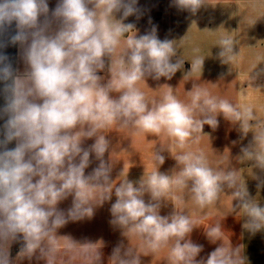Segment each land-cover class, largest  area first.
Returning <instances> with one entry per match:
<instances>
[{
	"label": "clouds",
	"instance_id": "1",
	"mask_svg": "<svg viewBox=\"0 0 264 264\" xmlns=\"http://www.w3.org/2000/svg\"><path fill=\"white\" fill-rule=\"evenodd\" d=\"M135 2L60 0L53 15L60 19L61 27L54 35H47L38 28V18L48 12L47 0H0V31L15 23L17 32L11 37L14 43H24L31 36L26 52L30 71L26 76H15L11 65L3 64L0 58V81L5 82L4 91L8 93L2 109L8 118L0 145L17 141L13 149L0 151V241L22 238L19 258L36 257L55 264L59 249L54 233L67 222L63 213L56 210V204L74 194L69 217H91L93 203L87 190L100 188V203L111 200L113 193L116 197L110 209V223L124 229L126 236L139 237L153 254L168 247L169 264H248L243 245L222 244L206 259L197 260L203 245L186 239L196 227L191 217L177 212L170 216L160 214L162 198L174 189L188 188L189 182L191 199L201 208L214 204L227 187L233 190L236 207L247 218L242 227L253 234L264 230V206L250 197L237 170L213 169L202 152L187 151L176 156L182 167L175 175L155 170L137 182L126 179L112 186L111 167L103 160L109 141L102 131L117 123L144 133H165L183 149L205 124L216 129L217 115L223 114L227 120L239 123L245 134L257 129L253 142L241 149L240 160L252 161L254 167L264 171V128L252 123L257 117L251 107L213 97L197 85L189 93V104L169 91L157 106L149 107L137 83L146 76L170 80L185 60L179 56L172 62L177 56L175 41L158 39L155 29L139 38H128L134 25L122 20L135 13ZM205 3L206 0H176L179 7L193 14ZM115 12H122L121 20L114 18ZM122 38H126L127 50L119 70L115 78L101 85L102 77L97 73L104 70L106 56L112 59ZM235 45L231 37L220 39L218 56L222 63L234 61L238 55ZM204 59L196 55L184 78L195 70L202 72ZM261 73L264 68L249 80L254 81ZM112 93L119 95L113 97ZM93 136L96 140L90 149L82 148V138ZM92 153L100 163L85 176ZM77 157L78 163L74 162ZM155 159L163 164L165 157L155 154ZM34 177L39 179L33 182ZM145 194L150 196L147 203ZM223 232L221 224H216L206 230V236L215 243L222 240ZM77 246L91 264H99L101 244L80 245L71 240L65 249L71 251ZM0 264H10L4 253H0ZM109 264L141 261L131 248L122 251L118 245Z\"/></svg>",
	"mask_w": 264,
	"mask_h": 264
},
{
	"label": "crops",
	"instance_id": "2",
	"mask_svg": "<svg viewBox=\"0 0 264 264\" xmlns=\"http://www.w3.org/2000/svg\"><path fill=\"white\" fill-rule=\"evenodd\" d=\"M59 2L60 0H47L48 12L38 18V28H43L47 35H54L61 27L60 19L53 15ZM134 7L135 13L122 20L124 24L134 25L128 38L133 36L139 38L152 33L155 29L158 39L175 41L177 56L172 58V62L179 56L185 60L182 69L170 80L164 77L155 80L151 76H146L145 80L137 83L136 87L144 93L149 107L157 106L164 94L169 91L181 102L189 104L191 101L189 93L193 86L197 85L206 89L213 97L228 100L241 107H251L257 117L252 123H259L264 128V73L258 75L254 81L249 80V77L264 68L262 62L254 69L258 62L264 61L263 37L255 43L246 41L249 34L252 36L264 34V0H206L195 14L179 7L176 0H136ZM113 16L116 20H121L122 12H115ZM224 37H231L236 42L234 52L238 55L231 64L222 63L218 56L220 51L218 43ZM30 42V35L28 41L17 42L15 76L24 77L30 71L26 59ZM248 48L254 51V54L246 58ZM197 49L198 53L195 51ZM126 50V38H122L112 59L107 56L104 58L105 68L97 73L102 77L101 85L115 78L120 67L119 62ZM196 55L205 57L202 72L195 70L184 78L191 70V61ZM111 95L116 97L119 94ZM217 120L219 123L216 129L205 124L202 132L193 133L183 149L165 133L159 135L144 133L131 125L121 127L118 123L104 129L102 134L109 141V149L105 152L103 160L111 167L112 186L126 179L137 182L142 177L147 178L155 170L175 175L182 167L176 160L177 155L187 151L202 152L213 169L237 170L240 182L247 188L250 197L264 206V171L254 167L252 161L240 160L241 149L253 142L257 129L254 127L245 134L239 123L227 120L223 114H218ZM95 140V136L82 138L81 147L90 149ZM155 154L165 157L163 164H159ZM74 162L78 163L79 158L77 157ZM99 163L92 153L89 165L84 170L85 176H89ZM37 179L39 177H34L33 182ZM190 186L191 182L188 188L174 189L166 198H162L160 214L170 216L177 212L191 217L196 227L186 239L203 245V251L196 259H206L210 252L222 244L233 247L243 245V254L247 257L248 264H264V230L253 234L242 227L247 218L244 212L236 207L238 201L232 197L233 190L225 187L214 204L201 208L192 201ZM87 191L93 203L91 217L83 219L69 217L74 194L60 200L55 206L67 221L54 233L59 249L55 264H91L80 252L79 246L66 251L65 245L70 244L71 240L80 245L101 244L99 264H109L113 250L118 245L122 251L128 248L135 251L140 256L141 264H169L168 247L153 254L147 250L139 237L132 234L126 236L124 229L110 223L113 219L111 205L116 201L114 193L111 200L100 203L103 189ZM144 200L146 203L149 202L150 196L145 194ZM216 224H221L224 230L223 238L212 243L206 236V230ZM22 245V238L16 241H0V253L7 255L10 264H47L45 259L36 257L31 260L19 258L17 253ZM36 256H39V252Z\"/></svg>",
	"mask_w": 264,
	"mask_h": 264
},
{
	"label": "trees",
	"instance_id": "3",
	"mask_svg": "<svg viewBox=\"0 0 264 264\" xmlns=\"http://www.w3.org/2000/svg\"><path fill=\"white\" fill-rule=\"evenodd\" d=\"M17 28L15 23L0 31V58H3V64H10L15 75V67L17 60V42H13L11 37L15 35ZM2 66V65H0ZM10 82V81H9ZM4 81H0V141L4 139V125L7 120V115L3 113L2 109L6 105V97L8 93L4 91ZM16 146V140L0 145V151L10 150Z\"/></svg>",
	"mask_w": 264,
	"mask_h": 264
},
{
	"label": "rangeland",
	"instance_id": "4",
	"mask_svg": "<svg viewBox=\"0 0 264 264\" xmlns=\"http://www.w3.org/2000/svg\"><path fill=\"white\" fill-rule=\"evenodd\" d=\"M263 16H264V14H263ZM263 26H264V17H263ZM262 37H263V40L262 41H263V44H264V34H263V36L262 35H259V34L252 36L251 34H249V35L246 36V41H252V43H255V42L259 41L260 38H262ZM263 53H264V49H263ZM245 54H246V58H249V57L252 56V54H254V51H250L249 48H248L246 50V53Z\"/></svg>",
	"mask_w": 264,
	"mask_h": 264
}]
</instances>
